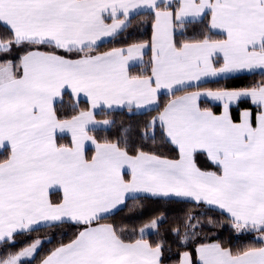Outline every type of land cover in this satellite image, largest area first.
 <instances>
[{"label": "snow or ice", "instance_id": "obj_1", "mask_svg": "<svg viewBox=\"0 0 264 264\" xmlns=\"http://www.w3.org/2000/svg\"><path fill=\"white\" fill-rule=\"evenodd\" d=\"M34 261L264 264V0H0V264Z\"/></svg>", "mask_w": 264, "mask_h": 264}, {"label": "trees", "instance_id": "obj_2", "mask_svg": "<svg viewBox=\"0 0 264 264\" xmlns=\"http://www.w3.org/2000/svg\"><path fill=\"white\" fill-rule=\"evenodd\" d=\"M248 79H251V77H249ZM161 98L163 99L164 97H161ZM48 231L49 230H41V235L47 234ZM57 238H59V237H57ZM45 247H50V245H45ZM33 264H35V261L33 262Z\"/></svg>", "mask_w": 264, "mask_h": 264}]
</instances>
